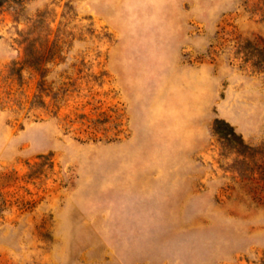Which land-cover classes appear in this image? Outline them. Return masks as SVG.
I'll return each instance as SVG.
<instances>
[{
	"label": "rangeland",
	"instance_id": "1",
	"mask_svg": "<svg viewBox=\"0 0 264 264\" xmlns=\"http://www.w3.org/2000/svg\"><path fill=\"white\" fill-rule=\"evenodd\" d=\"M0 264H264V0H2Z\"/></svg>",
	"mask_w": 264,
	"mask_h": 264
},
{
	"label": "trees",
	"instance_id": "2",
	"mask_svg": "<svg viewBox=\"0 0 264 264\" xmlns=\"http://www.w3.org/2000/svg\"><path fill=\"white\" fill-rule=\"evenodd\" d=\"M2 4V0H0V5Z\"/></svg>",
	"mask_w": 264,
	"mask_h": 264
}]
</instances>
